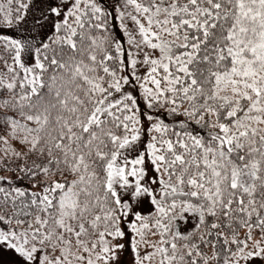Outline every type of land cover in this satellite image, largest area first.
<instances>
[{"label":"snow or ice","instance_id":"6c2138e0","mask_svg":"<svg viewBox=\"0 0 264 264\" xmlns=\"http://www.w3.org/2000/svg\"><path fill=\"white\" fill-rule=\"evenodd\" d=\"M0 264H264V0H0Z\"/></svg>","mask_w":264,"mask_h":264}]
</instances>
